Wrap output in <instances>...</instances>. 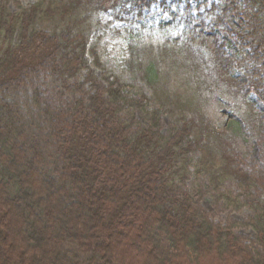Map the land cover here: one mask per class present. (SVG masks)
<instances>
[{"label": "trees", "instance_id": "16d2710c", "mask_svg": "<svg viewBox=\"0 0 264 264\" xmlns=\"http://www.w3.org/2000/svg\"><path fill=\"white\" fill-rule=\"evenodd\" d=\"M169 1L0 0V264H264V150L249 158L234 145L239 125L221 130L202 106L215 83L236 87L247 132L264 137L248 99L264 97V56L234 77L236 56L194 30L242 16L247 31L232 34L264 54V0L198 17L179 4L163 25L156 15ZM118 21L129 34L152 25L182 40L146 56L128 45L119 73L90 43ZM171 66L187 75L181 89L166 87ZM127 72L151 95L134 92ZM206 198L248 216L215 221Z\"/></svg>", "mask_w": 264, "mask_h": 264}, {"label": "rangeland", "instance_id": "374dc122", "mask_svg": "<svg viewBox=\"0 0 264 264\" xmlns=\"http://www.w3.org/2000/svg\"><path fill=\"white\" fill-rule=\"evenodd\" d=\"M17 1L24 6H28L39 0ZM218 3L229 5L231 4V0H170L166 5V8L160 7V10L157 12L158 15L156 16L160 24L166 25L171 22L170 13H175L177 5L179 4H189V7L192 10V15L198 17L200 13H208L210 7H214ZM12 8L16 9V3L12 4ZM101 19L103 24L111 21L105 15L101 16ZM137 23L139 25L138 27H141V22L139 21ZM126 26L125 23L120 22L110 24L108 29L99 33L98 38H94L90 42L96 43V51L100 54L104 65L117 70L119 73L120 70H118V67L120 62L125 60L126 56H128V45H133L134 47L141 49L143 52L142 55L146 56L147 54H157L156 50L153 49L154 46L162 45L173 47L176 42L182 40L180 33L176 31H160L154 29L152 25H149L148 27L135 29L138 33L129 34L125 31ZM232 26H236V28H239L244 33L248 29L247 20L240 16L239 19L233 18L229 23H225L223 28H219V26H215L214 24L210 26L209 22L204 21L198 24L195 23L194 30L197 32L202 31V33L207 36H218L220 43L224 44L226 54L236 56L237 62L234 63L232 74L234 77L239 76L240 72H251L254 66H256L255 69H260L263 65L264 54L261 52L258 54L254 53L253 48L251 46L249 47L248 43L239 42L238 38L231 32ZM101 33L103 34L102 36ZM242 48H244V54L247 57V60L241 62L242 65L240 66L238 62L242 60L240 58V50ZM198 50L200 49L198 48ZM197 54L199 55V51ZM138 59L141 61V56H139ZM165 60L167 63L168 59ZM121 74L124 75L125 82H132V86L135 87L134 92L138 91V89H144L149 95H151V91L142 81L134 77L132 72H127V75L126 73ZM98 75L101 76L99 71ZM133 77L136 81H132ZM186 77V74H178V72L172 69L171 66L169 73L167 74L166 87L168 89H175L176 87L181 89L183 80ZM208 79H210V81L213 80V76L208 74ZM182 88L185 89V86ZM236 89V87L228 88L224 83L220 82L215 83L211 90L205 89L202 102L204 114L213 121L217 127H220L221 130H225L229 122H236L240 129L235 130L237 141H234V145L239 146L238 149L248 154L249 158L258 160L264 150V137L255 132H247L245 123H248L246 114H249V112L247 111L244 98L236 94ZM244 95H246L245 91ZM248 99L251 104L254 105L255 111L262 115L258 121L262 123L261 128L264 133V97L252 93L248 96ZM155 104L154 107H158V104ZM162 120L165 126L164 131H166L169 127V118L166 115ZM202 204L215 221L222 222L223 224H229L231 220L244 221L248 216V212L217 209L211 205V200H208L207 198L203 200ZM58 212L59 214L62 213L61 211ZM81 220L83 219L81 218ZM237 232L242 233L248 239L255 238V234L252 230H237ZM67 263L70 264L68 259Z\"/></svg>", "mask_w": 264, "mask_h": 264}]
</instances>
